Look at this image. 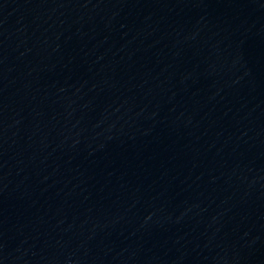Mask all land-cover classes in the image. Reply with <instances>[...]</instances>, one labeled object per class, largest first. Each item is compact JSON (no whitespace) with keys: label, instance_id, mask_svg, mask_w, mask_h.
Listing matches in <instances>:
<instances>
[{"label":"water","instance_id":"obj_1","mask_svg":"<svg viewBox=\"0 0 264 264\" xmlns=\"http://www.w3.org/2000/svg\"><path fill=\"white\" fill-rule=\"evenodd\" d=\"M0 264H264V0H0Z\"/></svg>","mask_w":264,"mask_h":264}]
</instances>
